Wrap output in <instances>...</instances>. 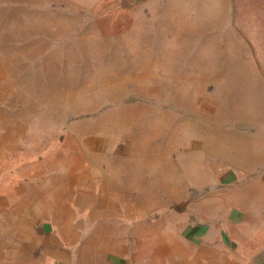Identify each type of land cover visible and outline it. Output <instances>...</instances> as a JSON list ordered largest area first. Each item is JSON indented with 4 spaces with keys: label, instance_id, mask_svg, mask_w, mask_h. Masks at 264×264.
<instances>
[{
    "label": "rangeland",
    "instance_id": "obj_1",
    "mask_svg": "<svg viewBox=\"0 0 264 264\" xmlns=\"http://www.w3.org/2000/svg\"><path fill=\"white\" fill-rule=\"evenodd\" d=\"M253 156L264 0H0V264L228 220Z\"/></svg>",
    "mask_w": 264,
    "mask_h": 264
},
{
    "label": "crops",
    "instance_id": "obj_2",
    "mask_svg": "<svg viewBox=\"0 0 264 264\" xmlns=\"http://www.w3.org/2000/svg\"><path fill=\"white\" fill-rule=\"evenodd\" d=\"M251 160L252 169L264 166L263 157ZM263 183H253L245 211L228 220L201 216L183 227L166 224L164 232L145 223L131 238L93 250L90 264H264Z\"/></svg>",
    "mask_w": 264,
    "mask_h": 264
}]
</instances>
